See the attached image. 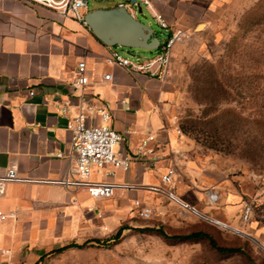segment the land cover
<instances>
[{
  "label": "crops",
  "instance_id": "obj_1",
  "mask_svg": "<svg viewBox=\"0 0 264 264\" xmlns=\"http://www.w3.org/2000/svg\"><path fill=\"white\" fill-rule=\"evenodd\" d=\"M86 1L84 16L98 9H89ZM228 1L150 0L152 9H147L155 22L153 12L170 30L181 28L197 39L216 24ZM84 22L30 0H0V211L14 214L0 224V264H48L59 254L54 250L89 244L131 220L136 200L153 212L171 208L164 193L150 189L163 187L161 178L171 168V188L179 198L206 217L238 228L244 223V204L228 176L232 162L205 152L179 131L173 81L130 74L111 64L110 53H119L118 48L105 46ZM170 30H164L168 36ZM83 60L89 83L76 87ZM105 74L112 80L105 81ZM102 108L110 112L108 125L124 135L116 151L133 162L126 171L111 165L94 170L91 180L134 187L94 199L84 189L56 181L70 168L68 120L83 111L89 123L100 125L97 110ZM149 136L153 140L139 155ZM9 170L27 181H3ZM211 192L218 194L214 203Z\"/></svg>",
  "mask_w": 264,
  "mask_h": 264
},
{
  "label": "rangeland",
  "instance_id": "obj_2",
  "mask_svg": "<svg viewBox=\"0 0 264 264\" xmlns=\"http://www.w3.org/2000/svg\"><path fill=\"white\" fill-rule=\"evenodd\" d=\"M126 1L88 3L94 9ZM142 9L137 19L148 24L163 45L168 33L146 6ZM117 48L122 56L140 61L158 52L137 49L131 57L128 49ZM172 58L168 79L175 87L177 128L205 152L232 162L228 176L243 204L264 206V0H229L209 32L176 44ZM170 201L171 208L154 211L149 219L136 214L98 238L101 243L53 255L48 264H264V227L259 221L235 228L206 217L185 200L194 210ZM122 226L128 229L114 239ZM158 229L168 235L204 231L218 245L240 251L219 254L206 239H165Z\"/></svg>",
  "mask_w": 264,
  "mask_h": 264
},
{
  "label": "built area",
  "instance_id": "obj_3",
  "mask_svg": "<svg viewBox=\"0 0 264 264\" xmlns=\"http://www.w3.org/2000/svg\"><path fill=\"white\" fill-rule=\"evenodd\" d=\"M41 4L48 8L58 11L65 17H72L78 21H84L82 10L87 7L86 0H30ZM136 4L144 5L152 9L150 0H132L121 2L119 7H124L133 17L137 14ZM153 11V10H152ZM157 24L164 30H170V26L166 23L162 16L153 12ZM85 25L86 22H84ZM89 28V27H88ZM90 29V28H89ZM191 38V35L181 28L170 30L168 39L163 45H160L161 50L155 56L144 60H132L129 57L120 55L116 51H112L108 58L111 64H114L130 74L140 73L155 78L160 81H166L171 71L172 51L176 44L186 42ZM105 81L112 80L111 74L104 75ZM89 83L86 74V62L80 61L77 66L76 80L74 86L84 87ZM33 94V93H31ZM62 112L65 116L68 113V103L65 102L62 107ZM97 113L100 116L101 124L95 125L88 122L85 112L81 111L73 118L68 120L67 128L72 133L71 151L68 155L70 168L62 180L56 181L67 188L75 190L84 189L94 199L110 198L114 195L117 188H133L130 185H118L107 182H94L91 176L94 170H101L107 165H111L116 169L128 170L131 167L133 158L128 155L121 154L116 151V147L124 140V135L112 129L108 123L110 121V112L106 109H98ZM153 140L149 136L144 140L138 148L139 155H145V149L149 141ZM62 157V154H57ZM175 169L171 168L161 181L163 187H150L151 190L164 193L170 200L178 203L182 208L192 211L194 210L188 203L179 198L173 191L171 186L174 182ZM3 181H27L20 178L15 170H9ZM218 194L209 193L211 203L216 202ZM134 207L137 215L142 219H149L153 214L150 207L144 206L140 201L134 202ZM14 214H6L0 211V224L9 218H13ZM259 221L264 226V206H260L253 202L244 203L243 222Z\"/></svg>",
  "mask_w": 264,
  "mask_h": 264
},
{
  "label": "water",
  "instance_id": "obj_4",
  "mask_svg": "<svg viewBox=\"0 0 264 264\" xmlns=\"http://www.w3.org/2000/svg\"><path fill=\"white\" fill-rule=\"evenodd\" d=\"M136 3V0H132ZM138 14L142 6L136 4ZM84 21L92 34L105 46L128 49L127 55L134 57L132 50H157L160 42L157 34L146 23L133 17L124 7L98 8L89 11Z\"/></svg>",
  "mask_w": 264,
  "mask_h": 264
},
{
  "label": "trees",
  "instance_id": "obj_5",
  "mask_svg": "<svg viewBox=\"0 0 264 264\" xmlns=\"http://www.w3.org/2000/svg\"><path fill=\"white\" fill-rule=\"evenodd\" d=\"M161 47H159L157 49V51H160ZM215 83V81H214ZM216 84L218 85V82H216ZM210 148L216 149V145H210ZM217 150V149H216ZM128 229L127 226H122L119 230V232L117 233V236L114 239H118L120 237V234L123 230ZM158 233H160L163 238L165 239H173V240H179V241H196V240H201V239H206L208 242V245L215 250L217 253L219 254H232V253H236L239 252L240 250L235 249V248H227V247H223L220 246L216 243L215 239L209 235L208 233L204 232V231H195V232H191L189 234H184V235H168L166 234L163 230L158 229L157 230ZM94 242L96 243H101L99 240H94ZM87 245V243L83 244V245H78V244H71L59 249L54 250L52 253H61L64 250H67L69 248H83Z\"/></svg>",
  "mask_w": 264,
  "mask_h": 264
}]
</instances>
